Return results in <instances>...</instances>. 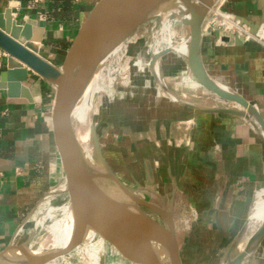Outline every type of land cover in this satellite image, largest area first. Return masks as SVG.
<instances>
[{
    "label": "crops",
    "instance_id": "0c3cea01",
    "mask_svg": "<svg viewBox=\"0 0 264 264\" xmlns=\"http://www.w3.org/2000/svg\"><path fill=\"white\" fill-rule=\"evenodd\" d=\"M99 1L72 0L75 17L62 22L52 16L53 0L40 4L19 0L21 7L13 9V18L18 24L44 29L40 56L60 68L80 25ZM8 4L9 0H0V12ZM222 6L252 32H261L264 42V0H224ZM201 60L210 80L248 101L264 121V43L238 36L228 39L218 32L203 34ZM0 62L5 67L7 58ZM29 73L25 85L34 103L9 99L0 90V253L12 244L42 195L59 182L65 186L55 153L51 115L47 113L55 90L38 75ZM186 89L187 97L182 95L186 102L161 121L163 129L155 140L163 147L151 153L157 158L139 160L138 138L133 134L129 136L130 145L122 143L125 135L118 124L108 144L112 150L118 149L121 165L127 162L125 155L133 158L128 161L131 166L138 160L145 164L151 193L167 197L170 192L174 197L172 209L183 204L178 200L180 196L187 195L193 199L200 219L205 211L213 210L212 219L224 242L235 233L243 214L253 210L256 194L264 188V138L253 120L220 112L230 109L246 113L238 105L208 97L198 82ZM171 158L183 169L182 181L172 187L165 181L173 178L175 166L167 161ZM130 178L137 180L139 176ZM102 254L95 264L102 260L115 264L109 254ZM244 264H264V239Z\"/></svg>",
    "mask_w": 264,
    "mask_h": 264
},
{
    "label": "water",
    "instance_id": "95a60500",
    "mask_svg": "<svg viewBox=\"0 0 264 264\" xmlns=\"http://www.w3.org/2000/svg\"><path fill=\"white\" fill-rule=\"evenodd\" d=\"M154 1L159 0H100L80 25L62 66L57 68L40 56L44 41L43 28L31 24L20 25L15 20L12 25L18 30L10 29L7 18L12 19L13 9L20 8L21 3L19 0H9L8 8L0 12V51L8 56L4 69L0 71V90L5 91L9 99H24L34 103L31 92L25 85L29 81V72L38 75L55 89L51 132L66 195L79 220L85 221L105 236L130 262L145 264L141 261L138 251L141 248L152 247L166 254L171 264H184L171 215L174 197L169 199L166 207L171 223L160 213V209L141 201L117 178L114 181L132 201L131 208L126 209L101 199L84 174L72 137V114L89 81L110 52L146 22L138 24L129 33L120 34L116 38H112L110 31L128 18L142 15ZM198 32L201 34V28ZM201 45L202 39L195 44V60L188 59L198 84L219 100L244 109L246 113L230 109L220 112L253 120L264 138V121L255 107L237 94L224 93L207 80L208 75L201 60ZM93 131L97 156L110 172L100 148L98 135L95 129ZM142 208L157 213L164 219L165 224L150 217ZM263 239L264 221L246 249L234 260L229 261V264H244L258 249ZM7 250L0 253V259ZM71 252L72 250H67L50 254L40 259L38 264H49L68 256ZM227 259L230 260V252Z\"/></svg>",
    "mask_w": 264,
    "mask_h": 264
},
{
    "label": "rangeland",
    "instance_id": "374dc122",
    "mask_svg": "<svg viewBox=\"0 0 264 264\" xmlns=\"http://www.w3.org/2000/svg\"><path fill=\"white\" fill-rule=\"evenodd\" d=\"M199 1L202 0H192L190 8L202 15L203 10L201 9V3H199ZM210 1L213 2V5L208 11L219 6L221 2V0H217L218 2L214 5L216 0H205L204 3H209ZM222 1L224 2V0ZM223 2L220 6V11H225L222 6ZM154 15L126 38L127 48L122 59L121 72L119 68L109 64V67L111 66L113 69L105 73L103 77L93 85L94 87H92V90L88 92V104L90 105V115L94 123V129L98 135L103 156L112 172L136 197L154 205H161L165 208L168 205V200L171 198V193L169 192L170 194L168 193L167 197L151 193V182L146 176L145 164L139 162V160H144L145 157L157 158V156L151 153L153 149L160 151L163 147L161 143L159 147L155 140L156 135L161 133L163 129L161 121H165L168 114L172 115L173 111L182 105L181 102H186V100L182 98V95L187 97L188 90L186 87L192 85L194 82L197 83V81L191 72L188 61V57L191 56V54L185 52V50H175L171 53H167L166 57L163 59L161 57L158 59V63L160 62L159 69L161 80L163 84L166 85L162 88L160 84L157 85V83L160 82L150 70L146 69L144 72L134 66V52L139 49L145 51L149 58L153 57L152 45L155 43V34L158 31V27H160V16L158 14ZM212 15L213 13L211 12L206 18L204 28L202 29L203 34L205 32V26ZM191 22L192 21H187L183 23L177 20L173 23L174 29L178 30L187 41H192L191 38H186L190 37L192 34L191 32L194 30V25L190 24ZM190 46L191 44L187 43L185 49L190 50ZM1 59H4V57H0V61ZM170 60L172 63L168 65L167 63ZM3 67L1 63L0 71L4 69ZM189 81L192 82L189 84L185 83ZM158 88H161V90ZM171 94L177 98L178 102H173V100H171ZM207 95L208 97L214 98L210 93H207ZM117 124L125 135V139L122 143L130 145L132 137L129 136L133 134L138 138L137 143L140 146L138 154L139 160L135 161L132 166L129 165L128 162L133 159L132 157H126L125 155L124 158L128 163L126 162V164L121 165L118 162V149L115 148V150H112V146L109 147L108 138L111 136V133L116 130ZM126 154L128 155L127 152ZM167 158L170 159V157ZM171 159L172 161L167 160L168 163L175 166L173 158ZM95 160H98L97 155L95 156ZM173 171V178L165 180L170 187L181 182L183 176V169L181 166H175ZM130 175L139 176V179H132ZM159 182H161V179H159ZM62 185L63 184L59 182L42 195L30 217L15 234L12 241L14 245L12 247L20 245L22 247H32L36 249L45 241L49 234L48 228L57 218H60L57 212L52 215L50 214L54 209L64 206L66 202L69 201L65 191H58V193H54L53 196H50L55 189H62ZM261 190L257 192L255 199L258 198ZM178 200L183 202V204L179 203L178 207L175 206V208L171 210V215L176 222L175 229L184 264H228V259L226 257L229 252L230 260H234L246 249L251 233L249 232V234H247L248 219L251 212L253 214L255 213L258 206L256 204L257 201H254L252 211L243 214L241 220L238 222V227L235 229V233L231 234V236L223 242L220 241L218 229L214 219H212L214 216L213 210H210L211 212L205 211L203 219H200V213L194 208L192 203L193 199L191 197L187 195L184 197L180 196ZM142 210L150 217L165 224L164 219L154 211L148 208H142ZM54 215H56V217H54ZM86 238L87 229L83 233L81 240L75 243L72 241L56 248V250L61 249L57 253H62L67 250L77 252L80 248L85 246ZM100 238L102 239L101 253H105L102 254L103 256L109 254V259L115 264H136L128 261L114 244L109 242L105 236L98 232L96 240ZM138 255L141 259L139 251ZM69 257L68 255L56 259L49 264H65L67 260H69ZM39 260L40 259L32 264H38ZM101 264H106V262L102 260Z\"/></svg>",
    "mask_w": 264,
    "mask_h": 264
},
{
    "label": "bare ground",
    "instance_id": "6f19581e",
    "mask_svg": "<svg viewBox=\"0 0 264 264\" xmlns=\"http://www.w3.org/2000/svg\"><path fill=\"white\" fill-rule=\"evenodd\" d=\"M191 1L192 0L154 1L148 6L142 15L132 16L128 18L123 24L110 31L112 38H116L120 34L129 33L138 24L151 19L152 15L158 14L160 16V27H158V31L155 34V43L152 45L153 57L149 58L145 51L139 49L134 52V66L140 71L145 72L146 69L150 70L155 78L160 82L157 83V85L160 84L161 88L165 87L166 85H164L161 80L159 69L160 62L158 63V59L160 57L163 59L166 57L167 53H171L175 50H185V52L191 54V56L188 58H190L192 61L195 60V44L199 40L201 41V39H203L202 29L204 28L206 18L211 12L213 13L220 11V4L213 10L208 11L212 7L213 2L210 1L209 3H204L205 0H202L199 1V3H201V9L203 10V14L200 15L196 10L190 8ZM218 1L216 0L214 5ZM14 15V12H12V19L7 18V22L11 30L17 31L18 29L14 28L12 25L15 21V18H13ZM177 20L183 23L192 21L190 24L194 25V33L191 34L190 37H186L191 38L192 41H187L178 30L174 29L173 23ZM200 28L201 34L198 32ZM128 37L129 36L126 38ZM126 38L121 41L102 61L101 65L86 86V89L72 114V137L76 155L82 164L84 174L86 175L94 192H96V194L103 200H106L117 206L130 209V204L132 201L128 199L127 196H125V194L120 190L119 186L115 183L114 179L117 177L108 166L106 160L104 159L110 172L106 170V167L99 158L97 161L95 160L97 153L96 145L93 141L94 123L90 115V105L88 104V92L92 90V87H94L93 85L96 84V82L99 81L105 73L113 69L111 66L109 67V64H112L113 67L115 66L119 68L121 72V63L124 52L127 48ZM187 43L191 44L190 50L185 49ZM170 61L167 63L168 65H171L172 61ZM207 80L224 93L235 95L227 87L210 80L208 77ZM161 88L158 89L161 90ZM170 96L169 97L172 98L171 100H173V102H178L174 95L171 94ZM65 189V186L62 189H55V191H53L52 195L50 196H53L54 193H58V191H65L66 193ZM140 200L143 201L142 199ZM255 201L258 202H256L258 206L257 208L255 207L256 211L254 214L252 212L250 213L247 224V234L251 232L249 235L250 240L257 233L260 225L264 221V188L261 190L260 195L257 199H255ZM148 204L160 209V213H162L163 216L168 220L169 211L166 207H159L151 203ZM55 212L59 213L58 215H60V218H57L56 220L54 219L55 222L52 223V225L48 228L49 234L47 238L39 248L33 249L32 247H22L20 245L12 247L14 245L12 244L3 258L0 259V264H32L33 262L47 255L57 253L61 249L56 250V248L62 245L72 241L75 243L81 240L86 229L87 238L85 246L80 248L77 252L70 253L69 260H67L65 264H95L102 250V239L100 238L96 240L98 231L85 221L78 219L70 201L66 202L64 206L54 209L50 215ZM54 217H56V215H54ZM168 221L170 222V219ZM173 225L175 228V221L173 222ZM139 254L143 263L145 264H171L167 255L162 251H158L157 248H141V250H139ZM229 261L232 260H228V264Z\"/></svg>",
    "mask_w": 264,
    "mask_h": 264
},
{
    "label": "built area",
    "instance_id": "2783aa9c",
    "mask_svg": "<svg viewBox=\"0 0 264 264\" xmlns=\"http://www.w3.org/2000/svg\"><path fill=\"white\" fill-rule=\"evenodd\" d=\"M44 1L45 0H34L36 4L43 3ZM204 31V35L214 34L218 32L228 39H231L234 36H238L243 38L245 41L255 40L264 43L262 41L263 39L261 37V32H252L250 27L246 25L242 20L234 18L231 14L226 11L213 12V15L208 20ZM0 57L7 58L8 56L6 53L0 52ZM52 109L53 105L48 108L47 113L51 115Z\"/></svg>",
    "mask_w": 264,
    "mask_h": 264
},
{
    "label": "trees",
    "instance_id": "16d2710c",
    "mask_svg": "<svg viewBox=\"0 0 264 264\" xmlns=\"http://www.w3.org/2000/svg\"><path fill=\"white\" fill-rule=\"evenodd\" d=\"M52 16L62 22H69L75 15L72 9V0H53Z\"/></svg>",
    "mask_w": 264,
    "mask_h": 264
}]
</instances>
